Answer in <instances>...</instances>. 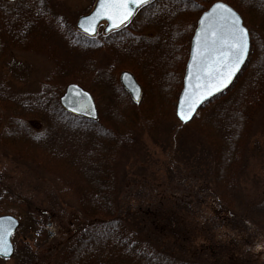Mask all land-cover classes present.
I'll return each mask as SVG.
<instances>
[{"label":"trees","instance_id":"obj_1","mask_svg":"<svg viewBox=\"0 0 264 264\" xmlns=\"http://www.w3.org/2000/svg\"><path fill=\"white\" fill-rule=\"evenodd\" d=\"M13 1L18 6L15 13L0 12V61L6 53L7 39L17 46L27 36L31 38L27 48L35 46L37 28L51 21L47 0ZM213 1L153 0L123 28L95 37H87L64 22L65 27L63 19L57 20V26L52 23L49 27L61 31L65 52L55 62L57 70L43 80L39 90L19 92L12 83L0 81V147L52 174L67 189L58 190V197L74 198L75 213L82 217L60 242L58 251L52 250L53 254L61 252L57 264H264V258L251 260V249L240 248L236 241L212 239L218 228L245 234L246 247L251 246L256 235L264 238V198L256 206L257 202L252 207L244 203L250 207L239 213L243 180L240 172L249 158L253 117L264 103V0H223L242 15L251 35V50L234 84L201 106L200 114L191 122L182 124L175 117L174 105L180 90L173 94L165 83L159 84L164 113L155 111L152 100L144 99L145 81L150 80L149 76L155 80L150 68H146L159 65L165 74L163 82L169 85L175 70L173 60H180V70L184 69L188 32L194 30L205 5ZM250 12L259 28L246 22L245 14ZM160 43L164 56L167 48L173 54L170 64H159L165 59H152ZM125 69L143 86L137 105L118 83L117 76ZM245 71L248 77L243 89L236 91ZM70 82L88 89L95 100L103 94L110 111L104 115L99 112L96 121L66 113L58 97ZM172 82L177 90L181 89L182 77ZM239 91L240 96L243 93L237 98L241 105L232 106L230 101ZM221 99L219 106L210 108ZM163 122L174 124L171 128H176L175 137L182 145L187 139L183 137L184 128L206 143L208 155L204 161L196 157L194 143L187 148L181 146L185 154L194 152L195 164L196 160L199 167L207 166L205 172L197 170L185 180L182 176L175 180V186L184 190H130L134 182L127 177V157L140 152L141 137L152 135ZM172 182L174 179L161 183L167 188ZM208 199L219 209L215 212L214 208L212 213L224 217L204 218V224L199 225V208ZM198 237L207 240L209 246H195ZM37 252L32 253L34 262L28 257L24 264H50L53 254L49 250L46 255Z\"/></svg>","mask_w":264,"mask_h":264},{"label":"rangeland","instance_id":"obj_2","mask_svg":"<svg viewBox=\"0 0 264 264\" xmlns=\"http://www.w3.org/2000/svg\"><path fill=\"white\" fill-rule=\"evenodd\" d=\"M18 2L21 6V2ZM45 3L50 7L51 21L44 23L43 28H37V35L35 37L37 44L35 46L30 45L27 48L28 40L30 41L31 39L27 38V36L26 38H21L17 46H12V43L7 39L6 53L2 54L0 61V81L12 83L14 89H18L19 92L35 93L39 90L43 80L49 78L57 70L55 62L60 61L65 52V39L62 42L59 28H50L49 26L52 23L56 24L57 20L63 19V25L65 22L66 25L71 24L75 28L77 18L87 13L93 7L95 0H47ZM24 4L26 6V3ZM22 6L24 8V5ZM209 6V4H206L203 11ZM0 7L2 9L0 12L2 13L3 11L15 13L14 11H16L18 6L15 4V1L7 2L6 0H0ZM245 19L248 24L253 26L252 28L260 27L252 12L245 14ZM66 25L64 26L66 27ZM196 26L197 21L195 22L194 30ZM32 29L34 30V28ZM194 30L192 31L194 32ZM191 32H188L189 40L186 44L187 49L193 36V32ZM164 47H167V45ZM161 48H163L162 43H160V48L155 47L152 52V59L155 61L165 59L159 62V64L163 62L170 64L171 55L173 54L170 55L169 49L167 48L166 55L164 56ZM250 50L251 45L249 53ZM179 62L180 60L178 59L173 60V68L175 70L171 80H174L176 83L181 77L183 79L185 72L184 69L180 70L181 65ZM145 63L147 65V61ZM146 69L151 72L150 74L154 76L155 80L152 81L151 76H149L150 80L147 78V81H145L147 94H145L144 99L147 98L146 101L150 102L152 100L154 108L157 107L155 111L162 110L160 113H164L163 110L165 107H161L162 105H160L162 103V96L159 94V84L165 83L168 88L172 89L173 94L177 93L180 88L177 90V85L172 81L169 85L167 81L163 82L165 74L163 71L161 72L159 65H149ZM247 77L248 72L245 71L236 85V91L237 89H243V83ZM143 79L145 80L144 75ZM233 84L234 82L231 86ZM241 92L239 91L236 98H232L233 101H230L233 104L232 106L236 105V103L241 105L240 100L237 99L242 97L243 93L240 96ZM105 98L101 94L99 99L96 100L97 108L102 115L110 111V104L106 106L107 102ZM220 103H222V99L214 103V105H211L210 108H214L216 105H220ZM200 108L194 116L200 114ZM225 110L223 112H226ZM173 125L172 122L160 123L152 135H147L146 137L143 135L141 137L143 149L127 157L130 161L126 169L127 177L134 182L130 190H184L178 184L175 186V180H180L181 176L185 180V178H189L197 170L201 174H204L207 166L203 164L199 167L196 160L195 164L194 152L187 150L188 154H185L182 152L181 146L187 148L194 143L197 150L196 157H200L204 161L208 155L206 143L199 137H193L192 132L184 128L186 130H184L183 137H187V139H185V144L182 145L183 142H180L175 137L176 128H171ZM166 129L168 132H166ZM248 138L249 158L246 159L247 165L240 172L243 180L239 188V196L241 199V207L240 210L238 209L239 213L246 212L245 208L252 207L255 202L257 203L254 206L258 205L260 200L264 198V103L253 117L251 132ZM170 179H174V182L169 183L168 187L164 188L162 186L163 181ZM58 190L67 189L52 174L41 171L28 161L19 159L6 148L0 147V196L3 197L0 199V215L11 214L19 220V227L13 234L11 240L15 251L9 259L0 258V264H24L28 257L29 260H32L31 262H34L32 253H38L37 250L42 252L43 255H46L47 250H49V254L50 252L53 254L52 250L58 251L60 242L65 239L67 234H70L73 227L75 228L82 221V217L75 213L77 208L75 199H60L57 193ZM192 190L197 189L194 188ZM6 191L11 192L12 195H9ZM5 196L8 197L4 198ZM244 203L250 206H244ZM214 208L215 212L219 211L217 206L209 199L199 208L198 215L201 216L200 221H198L199 225L204 224V218L224 217L221 213L214 215L212 213ZM212 239L215 242L225 241L224 243L236 241L240 248L246 250L251 249L248 252L251 260L264 258V238L259 235L253 238V243L248 247L243 246L246 235L235 230L233 232L226 228H218L213 231ZM194 245L209 246L208 241L201 237H198L194 241ZM56 254L54 253L50 257V264H57L59 262L57 257L58 255L60 257L61 252Z\"/></svg>","mask_w":264,"mask_h":264},{"label":"water","instance_id":"obj_3","mask_svg":"<svg viewBox=\"0 0 264 264\" xmlns=\"http://www.w3.org/2000/svg\"><path fill=\"white\" fill-rule=\"evenodd\" d=\"M150 1L151 0H149V2ZM216 3H224L228 5L227 3L223 1L213 2L207 8V10H205L200 15L197 21L196 29L191 39L190 52H189V57H188L186 67H185L183 84H182V88L178 96L176 109H175L176 117L183 123L189 122L192 119V117L195 115L197 109L201 105H203L206 101L211 99L213 96L223 92L229 87V85H231L235 76L240 71L241 67L244 65L248 57V53L250 49V37L249 36H248V53L245 57L244 63L241 64L239 70L233 75L231 81H229L219 91L214 92L211 96H208L205 94L204 99L195 105L194 110L191 112L190 119H188L187 121L181 119L179 112L181 111L182 107L184 108L187 107L186 104L182 105V101H185L188 99V96H186V93L190 94L196 90V85L202 82V81H199L197 77L205 75L203 70L206 69L210 64H212L216 60L218 52L222 50V44L220 41H217L215 44L209 43L207 51H205L203 46L201 44H198L197 42V36L201 34V30L204 28L209 29L208 31L209 41L211 40V31L213 28L218 29L221 32V34H224L227 31L226 24H222V22L219 21L217 17H213L209 15L212 13L213 7ZM98 6H99V0L96 1L93 9L88 14L79 17L76 22V27L81 32H83L84 34L88 36L95 35L97 26L102 21H105L107 23L103 30L104 33L110 32L111 30H115L111 28V21L107 20V18L104 16H101L100 18L95 20L94 22L95 32L94 33L89 34L88 32L84 30V28H87L89 26V18L94 16ZM228 6L231 7L230 5ZM130 8L133 10V13H135L139 7H137V5L133 3V4H130ZM231 8L240 17V22L242 26L246 28V26L243 24V20L240 14L233 7ZM202 20L205 21L204 24H201ZM82 24L84 25V27H81ZM194 55L196 56L195 60L193 58ZM190 73H191V76H190ZM119 81L123 89L129 93L132 101L136 104L139 103L140 97H141V87L137 83L132 73L128 71L121 72L119 76ZM59 103L62 106V108L69 113H72L74 115H77L83 118L90 119L92 121H96L98 119V110H97L93 96L91 95L89 91L85 90L83 87L79 86L76 83H70L65 87L63 94L59 98ZM18 225H19V221L14 216L9 215V214L0 215V245L8 246L7 254H3L2 252H0V258H10L12 254L14 253V246L11 242V236L16 231Z\"/></svg>","mask_w":264,"mask_h":264},{"label":"snow or ice","instance_id":"obj_4","mask_svg":"<svg viewBox=\"0 0 264 264\" xmlns=\"http://www.w3.org/2000/svg\"><path fill=\"white\" fill-rule=\"evenodd\" d=\"M148 2L149 0H99V6L94 16L89 18V26L84 28V30L89 34L94 33V22L101 16L111 21L112 29H119L134 14L130 8V4L134 3L137 7H143ZM209 15L217 17L222 24H226L227 31L221 34L218 29L213 28L210 41L208 38V28L202 29L201 34L197 36L198 44H201L205 51H207L209 43L215 44L217 41L221 42L222 50L218 52L216 60L203 70L205 75L197 77L202 82L196 85V90L190 94L186 93L188 99L182 101V105L186 104L187 107H182L179 112L181 119L185 121L190 119L195 105L204 99L205 94L211 96L231 81L233 75L239 70L241 64L244 63L248 53L249 31L242 26L240 17L231 7L224 3H216L212 13ZM204 23L205 21L202 20L201 24ZM81 27H84V25L82 24ZM193 58L195 60L196 56L194 55ZM7 251V245H0V252L7 254Z\"/></svg>","mask_w":264,"mask_h":264},{"label":"bare ground","instance_id":"obj_5","mask_svg":"<svg viewBox=\"0 0 264 264\" xmlns=\"http://www.w3.org/2000/svg\"><path fill=\"white\" fill-rule=\"evenodd\" d=\"M221 1H223V0H221ZM214 2H215V1H214ZM223 2H225V1H223ZM133 17H134V15L131 17V19H130L129 21H131V20L133 19ZM247 29H248V28H247ZM248 31H249V29H248ZM249 37H251L250 32H249ZM250 41H251V39H250ZM190 45H191V42H190V44H189L188 51H187V52H188V53H187V54H188V57H189V52H190ZM250 45H251V42H250ZM248 55H249V53H248ZM186 59H187V58H186ZM186 63H187V61L185 62L184 70H185V67H186ZM242 68H243V66L241 67L240 71L242 70ZM123 71H124V70L120 71V73L123 72ZM240 71H239V72H240ZM239 72L237 73V75L239 74ZM120 73H119V76H120ZM237 75L235 76V78L237 77ZM119 76H118V83H119V85L121 86V88L123 89V87H122V85H121V83H120V81H119ZM235 78H234V80H235ZM136 80H137V78H136ZM234 80L232 81V83L234 82ZM182 82H183V81H182ZM70 83H76V84H78L79 86L83 87L81 84H79V83H77V82H70ZM137 83H138V84L140 85V87H141V97H140V101H139V103H140V102H141V99H142V96H143V86H142V84L140 83V81H138V80H137ZM232 83H231V84H232ZM66 86H67V85L64 86L62 93H61V94L59 95V97H58V104H59V106H60V108H61L62 110H64V109L62 108V106H61L60 103H59V98H60V96L63 94L64 89H65ZM230 86H231V85H229V87H230ZM229 87H228V88H229ZM123 90H124V89H123ZM226 90H227V89H226ZM226 90H225V91H226ZM124 91H125V90H124ZM225 91H224V92H225ZM125 92H126V91H125ZM126 93L128 94V96H129V98H130L129 93H128V92H126ZM179 93H180V91H179ZM178 96H179V94H178ZM178 96H177V99H176V102H175V105H174V107H175V108H174V113H175V109H176V104H177ZM212 98H213V97H212ZM130 100H131V102H132L133 104H136V103H134V102L132 101L131 98H130ZM139 103H137V104H139ZM205 103H206V102H205ZM205 103H204V104H205ZM137 104H136V105H137ZM204 104H203V105H204ZM96 107H97V103H96ZM199 108H200V107H199ZM199 108H198V109H199ZM198 109H197V110H198ZM97 110H98V108H97ZM64 111H65V110H64ZM65 112H66V113H69V112H67V111H65ZM69 114L74 115V114H72V113H69ZM74 116H77V115H74ZM77 117H80V116H77ZM175 117H176V114H175ZM194 117H195V116H193L192 119H193ZM82 118H83V117H82ZM98 118H99V110H98ZM176 118H177V117H176ZM85 119H87V118H85ZM192 119H191L189 122H191ZM88 120H90V119H88ZM97 120H98V119H97ZM90 121H92V120H90ZM189 122H188V123H189ZM18 221H19V220H18Z\"/></svg>","mask_w":264,"mask_h":264}]
</instances>
